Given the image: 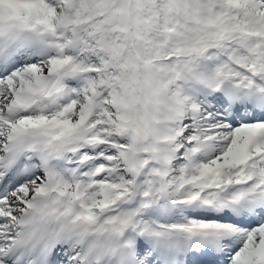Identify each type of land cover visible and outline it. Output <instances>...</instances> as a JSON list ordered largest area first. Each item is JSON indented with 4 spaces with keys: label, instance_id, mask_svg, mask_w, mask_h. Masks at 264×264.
Instances as JSON below:
<instances>
[{
    "label": "snow or ice",
    "instance_id": "6c2138e0",
    "mask_svg": "<svg viewBox=\"0 0 264 264\" xmlns=\"http://www.w3.org/2000/svg\"><path fill=\"white\" fill-rule=\"evenodd\" d=\"M0 264H264V0H0Z\"/></svg>",
    "mask_w": 264,
    "mask_h": 264
}]
</instances>
